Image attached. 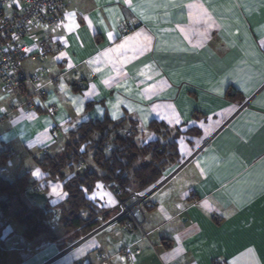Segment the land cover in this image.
<instances>
[{
  "label": "crops",
  "instance_id": "obj_1",
  "mask_svg": "<svg viewBox=\"0 0 264 264\" xmlns=\"http://www.w3.org/2000/svg\"><path fill=\"white\" fill-rule=\"evenodd\" d=\"M64 1L58 30H32L31 46L48 53L22 64L27 75L48 71L40 82L57 114L24 116L21 91L19 108L0 97V178L29 172L45 200L29 188L21 201L49 208L31 238L12 209L0 212V264H264V0ZM104 116L125 121L138 147L162 123L178 132V157L135 214L142 231L116 221L119 198L100 180L86 194L97 229L76 237L53 208L67 198L63 183L34 158L63 153L70 134Z\"/></svg>",
  "mask_w": 264,
  "mask_h": 264
},
{
  "label": "trees",
  "instance_id": "obj_2",
  "mask_svg": "<svg viewBox=\"0 0 264 264\" xmlns=\"http://www.w3.org/2000/svg\"><path fill=\"white\" fill-rule=\"evenodd\" d=\"M90 107L89 104L87 109ZM125 123L113 122L104 116L100 122L83 124L70 134L63 153L34 158L35 165L47 174L50 181L63 183L67 198L53 208L59 212L58 221L66 234L75 232L78 237L97 226L95 218L99 212L94 211L86 194L94 190L98 181L112 185L117 195L125 197L132 187L135 191H145L177 161L174 138L178 132L170 135L162 123L151 122L148 129L158 135V139L138 147L134 134L122 133ZM81 158L93 166H79ZM67 173L73 174L72 177L67 179ZM36 184L30 180L29 172L13 181L0 178V212L5 216L12 209L13 219L26 228L24 235L29 238L44 231L43 224L49 215V208L29 210L20 199Z\"/></svg>",
  "mask_w": 264,
  "mask_h": 264
},
{
  "label": "built area",
  "instance_id": "obj_3",
  "mask_svg": "<svg viewBox=\"0 0 264 264\" xmlns=\"http://www.w3.org/2000/svg\"><path fill=\"white\" fill-rule=\"evenodd\" d=\"M66 14L67 6L64 0H0V86L5 92L24 93V116H30L37 109L49 116L57 114L56 108L47 104L46 94L40 82L42 77L49 76L48 71L40 70L27 75L22 64L28 58L42 59L48 53L44 44L34 48L31 46L32 30L37 28L47 33L54 32L64 24ZM55 49L60 51L62 46L55 45ZM51 82L56 83V78L51 79ZM207 143L208 140H204L202 146L205 148ZM79 166H88V163L81 158ZM162 184L163 180L153 190L143 191L141 197H146L145 201H137L139 203L130 211L120 204L116 221L127 219L130 223H135L137 230L142 231L135 214L143 212V207L149 204L150 197H153ZM42 191L41 184H36L32 189L33 193ZM123 257L126 261L131 260L127 249Z\"/></svg>",
  "mask_w": 264,
  "mask_h": 264
},
{
  "label": "rangeland",
  "instance_id": "obj_4",
  "mask_svg": "<svg viewBox=\"0 0 264 264\" xmlns=\"http://www.w3.org/2000/svg\"><path fill=\"white\" fill-rule=\"evenodd\" d=\"M5 96H7V97L5 98ZM15 96L16 95L14 94V92H5L4 90H2V87L0 86V97L6 99V101L4 103L6 106L14 103L15 107L19 108V105L23 102V100L21 98L17 97V100L15 102L13 100L14 98H16ZM161 181H162L161 179L157 180L152 185H150L146 190L147 191L153 190L154 187H156ZM146 190L144 192H147ZM144 192H142V191H136V192L130 191L129 195H127L125 197L121 196L120 194L116 195V196H118L119 200L122 201V203L120 201H119V203L122 204L124 207H125V205L130 206L132 204L136 206L139 203V202L137 203V201H139V200H142L143 202L145 201L146 197H141L144 194ZM150 199H152V198L150 197ZM119 207H120V205H119ZM96 229L97 228L95 227L94 230H96Z\"/></svg>",
  "mask_w": 264,
  "mask_h": 264
},
{
  "label": "water",
  "instance_id": "obj_5",
  "mask_svg": "<svg viewBox=\"0 0 264 264\" xmlns=\"http://www.w3.org/2000/svg\"><path fill=\"white\" fill-rule=\"evenodd\" d=\"M34 197L40 198L42 200H45V196L43 193H33L32 194Z\"/></svg>",
  "mask_w": 264,
  "mask_h": 264
},
{
  "label": "bare ground",
  "instance_id": "obj_6",
  "mask_svg": "<svg viewBox=\"0 0 264 264\" xmlns=\"http://www.w3.org/2000/svg\"><path fill=\"white\" fill-rule=\"evenodd\" d=\"M125 207H126V210H127V211H130V210H132V209L134 208V205H133V204L130 205V206H129V205H126ZM137 214H138V213H136V215H137ZM137 217L139 218V215H137Z\"/></svg>",
  "mask_w": 264,
  "mask_h": 264
},
{
  "label": "snow or ice",
  "instance_id": "obj_7",
  "mask_svg": "<svg viewBox=\"0 0 264 264\" xmlns=\"http://www.w3.org/2000/svg\"><path fill=\"white\" fill-rule=\"evenodd\" d=\"M62 55H63V54H62ZM63 87H64V86H63V85H61V88H62V89H63ZM78 111H79V108H78ZM114 118H115V116H114ZM37 175H38V173H37ZM98 187H99V185H98Z\"/></svg>",
  "mask_w": 264,
  "mask_h": 264
}]
</instances>
